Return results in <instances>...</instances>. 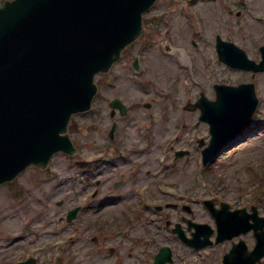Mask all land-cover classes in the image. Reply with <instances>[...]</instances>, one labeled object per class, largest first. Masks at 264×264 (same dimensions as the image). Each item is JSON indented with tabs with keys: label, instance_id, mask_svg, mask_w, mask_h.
<instances>
[{
	"label": "rangeland",
	"instance_id": "obj_1",
	"mask_svg": "<svg viewBox=\"0 0 264 264\" xmlns=\"http://www.w3.org/2000/svg\"><path fill=\"white\" fill-rule=\"evenodd\" d=\"M204 1L201 0L192 8L201 21L198 22L197 28L189 18H187L188 22H185L179 14L170 13L172 9L177 11L178 4L175 0H159L148 15L150 18L157 14H165V11L169 10L166 13L169 24H163L159 32L163 33L167 30L171 33L169 40L175 52L163 59L159 56L157 59L154 55L157 59L154 65L151 63L153 54L148 52L144 57L145 65L142 66L144 73L152 83L161 82L166 78L168 80L183 79L185 82L182 83L180 80L172 90L163 91L159 95L160 98L154 102L152 116L139 112L141 117H134L131 122L121 124L118 145L123 147L128 143L143 144L147 141V149L131 156L130 161L126 162L137 164L138 172L131 174L129 165L118 160L114 164L106 165L100 170L104 178L102 192L111 191L114 182L122 181L123 185L113 190L111 194H102L94 201H83L90 204L89 209L68 227L64 223L57 225L55 221L60 217L63 218L65 211L75 203L81 202L83 195L87 194L91 188L87 187L83 191L79 184L74 185L69 180L74 177L75 169L68 166L70 162L67 158L63 156L53 158L49 166L51 174L48 178L43 176L46 173L40 172L38 175L31 171L22 174L17 182L27 193L18 201L11 198L9 187L1 186L0 264L23 261L29 255L36 260V264H46L48 258L53 259L59 253L58 250L64 254L63 264H112L114 255L121 256L120 264H145V260L141 261L138 258L141 253L139 245L143 243L139 239L146 234L148 239L153 241V244L149 245L146 242L149 255H154L160 247L167 246L173 250L172 264H218V254L224 248L223 246L207 250V257L203 260L205 254L193 255L184 250L173 239L174 237L168 234L162 222L151 221V218L155 219L153 208L144 209L141 214L139 212L138 218L134 217V213L140 211L141 193L145 198H150V203L154 202L162 206L160 201L171 202L176 199L172 198V195L182 194L185 187L193 186L192 165H179L163 175L161 171H156L158 168L162 170L159 165L161 159H164L163 163H170L172 146L174 149H182L185 148L187 138L209 137L207 125L203 123L195 125L198 113H183L181 106L188 101L194 103L198 98V93H202L201 91L205 92L207 99L214 100L213 84L236 86L242 82H251L250 79L246 80V75L227 69L215 61L212 53L214 37L217 34L223 38L231 37L232 42L253 60L258 59V44L264 46V0ZM237 13H240L239 16ZM177 24H183L182 31L178 32L175 29ZM191 40L198 44L197 49L193 48ZM131 50L137 51L139 46L136 45ZM181 51L186 52L184 54L188 59L183 61L185 67L180 65ZM200 52L206 55L211 54L212 59L202 64ZM156 64L167 65L168 70H162L156 67ZM117 71L119 79L115 87L105 92V101L99 104V109L104 113L100 116H93V112H89L72 119L77 128L75 139L81 151L80 157L86 160L93 158L96 143L105 139L109 120L108 114L105 113L108 109L107 102L113 97H121L127 102L145 96L137 87L133 88L134 85L129 79L125 66H120ZM252 82L259 99L253 117V126L246 132V137L244 136L214 161L211 175L216 182L215 190L224 198L232 201L237 197L235 205L257 206L259 214L264 215V184L260 185L262 193L259 195L252 193L261 182L263 171L261 167L264 166V126H260V122L264 125V76L259 75ZM131 87L133 90L130 89ZM162 97L166 100H162ZM163 111H166V117L163 116ZM150 117L153 120H150ZM138 124H142L143 131H139V127L136 128ZM185 124L189 125L188 128L177 136L180 128H183ZM147 127H149V135H145ZM188 130L192 131L189 136L186 135ZM175 137L180 138V143L178 139L174 140ZM195 141L192 142L189 159L174 163H196L200 149ZM108 162L113 161L103 163ZM258 164L261 167H256ZM252 175H257L259 178L251 180ZM220 178L229 183L227 188L220 183ZM159 181L165 182L161 187L171 194L162 195L160 193ZM63 182L65 184H62ZM140 185L139 196L135 198V190ZM206 189L197 188L195 192L198 195L195 197H200L195 199H207L210 192ZM238 189H244V194L237 196L235 191L238 192ZM221 195H217L216 202L223 199ZM60 199H65L62 208H58L57 205ZM202 208L200 205L196 207L200 220L203 217ZM125 214L131 216L132 220L129 234L126 237L119 235L120 228L106 227V222L112 224L116 220L117 225H120ZM170 217L172 219L176 217V212L172 211ZM205 219L207 216H204L203 220ZM98 225L104 227L102 233H97ZM92 238H96V243H90ZM245 238L243 240L251 247L252 240ZM127 254L132 258H126ZM150 263H152L151 260L147 264Z\"/></svg>",
	"mask_w": 264,
	"mask_h": 264
},
{
	"label": "water",
	"instance_id": "obj_2",
	"mask_svg": "<svg viewBox=\"0 0 264 264\" xmlns=\"http://www.w3.org/2000/svg\"><path fill=\"white\" fill-rule=\"evenodd\" d=\"M156 0H14L0 9V184L14 179L29 165L44 168L58 152L73 153L65 134L71 115L88 110L95 93L92 75L106 71L121 49L141 33V15ZM219 59L234 66L230 51L217 45ZM238 60L243 61L237 52ZM237 60L235 59L234 62ZM253 70H264L263 62ZM215 103L199 102L201 120L212 126L206 150H216L219 128H230L247 103L255 106L249 86L215 87ZM213 113L215 121L208 117ZM232 134L238 127L232 129ZM249 225L238 213L229 225L217 220L219 242L254 230L257 245L246 253L236 246L225 264H256L264 257V222ZM227 229H226V228ZM205 239L210 234L197 229ZM29 264V263H27Z\"/></svg>",
	"mask_w": 264,
	"mask_h": 264
},
{
	"label": "flooded vegetation",
	"instance_id": "obj_3",
	"mask_svg": "<svg viewBox=\"0 0 264 264\" xmlns=\"http://www.w3.org/2000/svg\"><path fill=\"white\" fill-rule=\"evenodd\" d=\"M168 8H170V6H168ZM166 13L167 12H169V10H166L165 11ZM164 12V13H165ZM185 12H187V14L190 16V15H194V13L193 12H191V9H189V7H185ZM163 14V13H161L160 15H163L164 16V18H167L168 17V15L167 14ZM174 13H176V14H179V15H184V14H181V12H180V7L178 6V8H177V11L175 10L174 11ZM189 26V25H188ZM191 43L194 45V48L195 49H197L198 48V44L195 42V41H193V40H191ZM149 51H143V53L140 55V59H139V61H141V63H142V60L141 59H144V57H145V55L148 53ZM150 54H153V56H152V60H154L155 62H157V59H158V56L160 55L158 52H155V53H150ZM154 55H155V57L157 58H155L154 57ZM184 206H182V210H184V211H186V212H188L189 213V217H192V212L190 211V210H188V209H185V208H183ZM184 220V218L183 217H181V221H183Z\"/></svg>",
	"mask_w": 264,
	"mask_h": 264
},
{
	"label": "bare ground",
	"instance_id": "obj_4",
	"mask_svg": "<svg viewBox=\"0 0 264 264\" xmlns=\"http://www.w3.org/2000/svg\"><path fill=\"white\" fill-rule=\"evenodd\" d=\"M176 26V30L178 31V32H180V31H182V25H180V24H177V25H175ZM153 65L156 63L154 60H153V62H151ZM156 67H160V68H162V70H168V67L169 66H167V65H164V66H159L158 64H156ZM131 90H133V88L131 87L130 88Z\"/></svg>",
	"mask_w": 264,
	"mask_h": 264
}]
</instances>
